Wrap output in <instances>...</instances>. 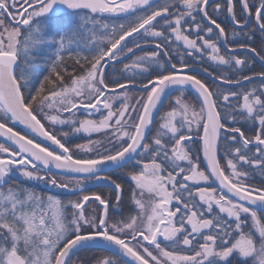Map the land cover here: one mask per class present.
Wrapping results in <instances>:
<instances>
[{
  "label": "snow or ice",
  "instance_id": "1",
  "mask_svg": "<svg viewBox=\"0 0 264 264\" xmlns=\"http://www.w3.org/2000/svg\"><path fill=\"white\" fill-rule=\"evenodd\" d=\"M0 264H264V0H0Z\"/></svg>",
  "mask_w": 264,
  "mask_h": 264
},
{
  "label": "flooded vegetation",
  "instance_id": "2",
  "mask_svg": "<svg viewBox=\"0 0 264 264\" xmlns=\"http://www.w3.org/2000/svg\"><path fill=\"white\" fill-rule=\"evenodd\" d=\"M73 142L75 143V142H82V141H80V140H74ZM38 187L41 188V189H43V186H38ZM44 190L47 191L46 189H44Z\"/></svg>",
  "mask_w": 264,
  "mask_h": 264
}]
</instances>
